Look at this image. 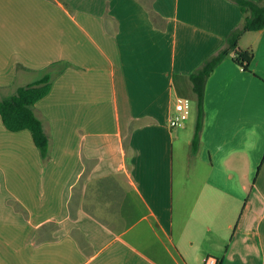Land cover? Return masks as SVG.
<instances>
[{"label":"crops","instance_id":"1","mask_svg":"<svg viewBox=\"0 0 264 264\" xmlns=\"http://www.w3.org/2000/svg\"><path fill=\"white\" fill-rule=\"evenodd\" d=\"M246 15L230 0H0V99L69 64L34 105L46 162L0 119V264H264V28L238 41L247 71L226 57L208 77L194 153L195 118L168 124Z\"/></svg>","mask_w":264,"mask_h":264},{"label":"trees","instance_id":"2","mask_svg":"<svg viewBox=\"0 0 264 264\" xmlns=\"http://www.w3.org/2000/svg\"><path fill=\"white\" fill-rule=\"evenodd\" d=\"M236 4L242 14L246 13L242 22L232 29L224 38V45L217 52L206 57L200 65L188 75L191 92L195 102L194 134L190 143L191 152L197 150L203 122V100L205 84L213 70L226 57L243 71L248 70L252 55L238 46V41L245 32L264 28V1L230 0ZM68 63L58 61L48 65L41 71L39 79L16 89L14 95L0 99V119L6 130L16 132L28 130L38 151L41 162H46L50 155V140L44 130L43 121L38 116L34 105L46 96L52 80L60 74ZM17 70L23 69L20 66Z\"/></svg>","mask_w":264,"mask_h":264},{"label":"built area","instance_id":"3","mask_svg":"<svg viewBox=\"0 0 264 264\" xmlns=\"http://www.w3.org/2000/svg\"><path fill=\"white\" fill-rule=\"evenodd\" d=\"M191 101L189 98H180L174 105V114L169 119L168 124L170 127H177L182 124L190 114ZM203 264H218L217 260L213 257H205L202 259Z\"/></svg>","mask_w":264,"mask_h":264},{"label":"rangeland","instance_id":"4","mask_svg":"<svg viewBox=\"0 0 264 264\" xmlns=\"http://www.w3.org/2000/svg\"><path fill=\"white\" fill-rule=\"evenodd\" d=\"M191 103H192V106H191L190 114L188 115V119L189 120L195 118V114H196L195 113V102H194V99H192Z\"/></svg>","mask_w":264,"mask_h":264}]
</instances>
